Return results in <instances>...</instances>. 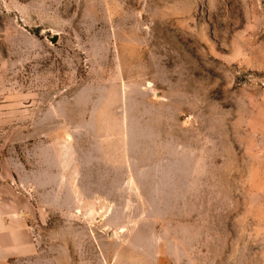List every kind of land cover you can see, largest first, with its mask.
<instances>
[{
	"label": "rangeland",
	"instance_id": "obj_1",
	"mask_svg": "<svg viewBox=\"0 0 264 264\" xmlns=\"http://www.w3.org/2000/svg\"><path fill=\"white\" fill-rule=\"evenodd\" d=\"M13 171L37 263L264 264V0H0Z\"/></svg>",
	"mask_w": 264,
	"mask_h": 264
},
{
	"label": "crops",
	"instance_id": "obj_2",
	"mask_svg": "<svg viewBox=\"0 0 264 264\" xmlns=\"http://www.w3.org/2000/svg\"><path fill=\"white\" fill-rule=\"evenodd\" d=\"M35 175L41 183L43 179V183H46V179L50 178L45 171ZM16 178H21L19 172L11 174V180L6 183H0V257L6 259V264H40L33 260L36 258L40 262L41 258L32 228L33 217L38 209L32 202L35 188L29 182L25 183L22 185L23 193Z\"/></svg>",
	"mask_w": 264,
	"mask_h": 264
},
{
	"label": "water",
	"instance_id": "obj_3",
	"mask_svg": "<svg viewBox=\"0 0 264 264\" xmlns=\"http://www.w3.org/2000/svg\"><path fill=\"white\" fill-rule=\"evenodd\" d=\"M51 43H55L58 39V35L57 34H53L51 37L47 38Z\"/></svg>",
	"mask_w": 264,
	"mask_h": 264
}]
</instances>
